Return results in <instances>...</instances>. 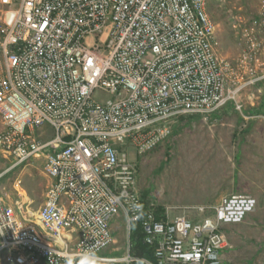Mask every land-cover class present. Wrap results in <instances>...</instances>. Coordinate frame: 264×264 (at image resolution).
Masks as SVG:
<instances>
[{
  "label": "built area",
  "instance_id": "1",
  "mask_svg": "<svg viewBox=\"0 0 264 264\" xmlns=\"http://www.w3.org/2000/svg\"><path fill=\"white\" fill-rule=\"evenodd\" d=\"M242 16L224 56L207 0H0V152L8 169L43 155L50 179L35 210L26 195L0 197L3 264L221 263V225L255 198L224 195L198 219L159 211L136 190L129 149L138 158L181 117L206 120L230 101L264 118L240 101L247 86L251 104L264 93V0ZM113 219L128 233L138 223L151 257L131 254L129 238L108 251Z\"/></svg>",
  "mask_w": 264,
  "mask_h": 264
},
{
  "label": "rangeland",
  "instance_id": "2",
  "mask_svg": "<svg viewBox=\"0 0 264 264\" xmlns=\"http://www.w3.org/2000/svg\"><path fill=\"white\" fill-rule=\"evenodd\" d=\"M258 3L259 0H207L208 12L216 24L219 50L224 56L237 51L230 31L232 20L241 22L242 14H251ZM253 88L247 86L240 97L242 113L248 116L259 109L256 100L251 104L253 99L248 98V94L257 95ZM109 97L102 90L94 93L100 101ZM180 119L169 137L153 150L135 158V151L129 149L130 159L137 164L138 194L141 196L147 190L148 203L167 207L172 215L183 214L192 219L211 216L212 206L224 195L253 196L256 205L247 214L253 228L251 241H235L237 244L225 251H232L234 263L264 264V118L243 117L230 101L225 109L206 120L199 115ZM3 128L0 122V130ZM51 137L46 132L43 138ZM10 161L0 152V196L14 200L18 189L20 197L26 195L31 199L32 210L37 209L50 182L43 172V155L37 154L8 169ZM109 228L114 243L108 251H123L129 238L124 223L113 219Z\"/></svg>",
  "mask_w": 264,
  "mask_h": 264
},
{
  "label": "crops",
  "instance_id": "3",
  "mask_svg": "<svg viewBox=\"0 0 264 264\" xmlns=\"http://www.w3.org/2000/svg\"><path fill=\"white\" fill-rule=\"evenodd\" d=\"M17 195L19 194L18 189ZM247 194V193H244ZM2 197V196H0ZM4 198V197H3ZM3 200H8L7 202H12L13 200L9 198H4ZM251 219L244 217V219L239 223H226L221 225V230L225 233L226 246L220 251V264H242L240 261L233 262L232 251H225L231 246H235L237 243L235 241H251L252 237V225Z\"/></svg>",
  "mask_w": 264,
  "mask_h": 264
},
{
  "label": "trees",
  "instance_id": "4",
  "mask_svg": "<svg viewBox=\"0 0 264 264\" xmlns=\"http://www.w3.org/2000/svg\"><path fill=\"white\" fill-rule=\"evenodd\" d=\"M260 87L264 90V84L260 83L258 84ZM259 109H255L254 111H259L260 113L264 114V93L262 94V97L259 100V104L256 106ZM190 116L181 117L180 120H185L186 118H189ZM179 121L177 122V124ZM175 126V125H174ZM142 200L143 203L146 205L149 201L147 198L149 197L148 191L145 190L142 191ZM157 210H163V207L160 205L155 206ZM143 233L141 231V228L138 223H136L129 232V251L131 254H137L142 256H148L151 257V248L143 242Z\"/></svg>",
  "mask_w": 264,
  "mask_h": 264
}]
</instances>
